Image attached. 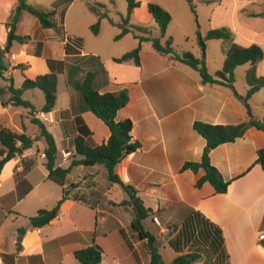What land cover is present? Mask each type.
<instances>
[{"label": "crops", "instance_id": "crops-1", "mask_svg": "<svg viewBox=\"0 0 264 264\" xmlns=\"http://www.w3.org/2000/svg\"><path fill=\"white\" fill-rule=\"evenodd\" d=\"M247 1L246 5L260 2ZM212 3H218L219 6L221 0L205 2L207 5ZM34 26H37L35 22ZM1 28L0 39L6 38L7 29L5 26ZM42 33L39 39L27 35L28 42L19 44V48L14 47L15 43L12 44L6 55L8 71L0 78L5 83L0 87V130L7 128L35 139L31 149L8 161L0 172V263L79 264L73 253L89 247L96 237L97 243L105 248L101 264H149V259L140 255L136 244H133V251L129 252L125 242L118 236V228L127 232L130 217L123 219L110 214L99 216L98 208L92 209L82 203L65 200L58 217L49 225L40 229L30 226V218L56 205L62 198L63 189L59 186L55 188L56 185L47 179L43 154L45 143L37 138V126L29 133L32 124L28 110L10 104L3 107L1 99L5 102L10 99V96L4 97L5 93H9V78L17 89L28 79L26 76L35 65H39L36 76L49 73L47 59L67 63L76 60L77 56L66 54V40L62 42L60 59L48 57L54 46L50 42L51 37H43L45 32ZM233 33L236 43L244 46L251 44L240 42L236 32ZM5 47L6 42L0 43L1 49ZM150 49L149 52L141 50L140 68L131 63L116 64L113 58H101L110 80V84L102 91L125 89L128 93V104L117 112L116 121L128 119L132 122L131 142L138 143L139 148L120 162L116 173L123 183L132 185L139 192L144 206L155 214L153 221H144L145 229L156 237L158 227L163 230L166 224L183 222L192 217V212H198L221 229L224 239L227 258L210 253L212 259L208 264H264V249L258 244L264 215V171L255 164L257 151L264 146V133L250 128L243 138L211 151V165L220 172L224 181L230 182L225 194H215L207 183L196 188L197 180L203 175L201 171L193 173L181 170L185 163L199 162L205 147L204 139L192 128L194 122L235 125L247 122L250 118L262 120L264 113L257 111L250 101L264 89L255 93L246 107L233 97L230 90L203 86L195 72L171 57L158 55L151 46ZM80 55L99 57L96 51L82 52ZM18 72L24 78L18 82L19 87H15L13 75ZM257 75L264 76L263 62L257 67ZM67 89L61 101L57 92L56 105L50 113L37 115L55 139L58 151L56 162L62 168H67L72 160H79L74 157L73 147L77 125L69 107L70 97L74 94L69 87ZM22 97L34 106L37 94L34 90H26ZM37 101L35 109L40 110L44 105V97L37 98ZM81 118L91 132L93 143H106L109 130L105 124L90 112L82 113ZM64 154H67L66 158ZM4 157L0 146V161ZM26 158L34 160L35 165L31 171L22 174L21 161ZM99 183L108 188L104 193L109 202L105 203L106 207L113 208V203L127 199L120 187L107 182L102 166L94 167L87 173L77 166L68 175V185H76L75 190L81 192L86 191L84 186L91 187ZM111 193L119 197L120 201L112 199ZM19 229H24L25 234L20 242L21 248L17 250ZM183 229L184 226H180L167 240L166 246H160L159 249L169 248L176 257L180 254L176 250L179 244L182 253L192 252L189 248L195 243V235L180 236ZM196 264H205V261Z\"/></svg>", "mask_w": 264, "mask_h": 264}, {"label": "trees", "instance_id": "trees-1", "mask_svg": "<svg viewBox=\"0 0 264 264\" xmlns=\"http://www.w3.org/2000/svg\"><path fill=\"white\" fill-rule=\"evenodd\" d=\"M75 0H59L50 10H42L33 7L27 3V0H17L16 5L10 12L5 27L7 29L6 47L0 48V78L8 71L6 55L13 43L26 44L28 36H19L16 34L17 25L20 22L21 15L28 13L34 17L42 29L56 30L58 21L56 14L59 7L73 3ZM127 4V16L123 19L121 31L114 38L116 41L122 39L130 33H142L146 30L142 27H130V17L140 7L139 0H125ZM146 11L150 19L158 26L160 38H148L134 35L137 45L131 51L126 52L112 61L116 64L131 63L136 68L141 67L140 52L142 44L148 42L152 50L160 56L171 57L174 61L195 72L203 86L225 88L232 92L235 99L247 103L248 100L257 92L264 89V76L257 75V67L264 59V52L260 45L251 43L244 46L234 41L233 32L225 27L209 30L199 41L204 45L206 41L222 40L225 42L223 47L224 60L222 69L214 74H210L202 59L194 57L190 52L178 53L174 47L171 38L165 37L166 28L171 21V15L162 7L155 3H146ZM99 23L91 26L93 35H98ZM66 54L77 56L72 63L47 59L49 73L38 75L34 79H25L20 88H14L12 79L8 91L11 94L8 102L1 99V105L5 107L10 104L13 107H21L28 110L31 117V124L38 127V139L45 143L44 159L45 168L48 172L47 179L63 189L62 198L51 210H41L34 217L30 218V226L33 229H40L49 225L58 217L60 207L65 200L82 203L92 209H96L98 196L91 195L92 200L86 195L75 190L76 185H68V175L74 167L81 166L87 173L90 169L102 166L105 170V177L109 184L116 185L126 194L127 199L119 203H113V207L126 210L130 215L131 221L126 228H118L119 238L125 242L127 250L133 251V244L139 248L142 257L149 259V264H196L201 259L197 252L182 253L181 246L178 244L177 255L172 262L165 263L159 251L156 237L144 227V221L154 220V213L146 208L142 202L139 192L130 184L123 183L116 173V168L120 162L129 154L139 148L138 143L131 142L132 122L130 120L116 121V114L123 109L129 101L128 93L125 89L116 92H103L102 90L110 84L108 74L105 70L103 61L95 55H80V53L65 44ZM243 65H248L249 69L245 73V80L248 86L245 96H240L234 89V72ZM22 67V66H17ZM63 78L64 83L69 87L73 94L70 97V113L74 117L77 125V136L73 140L74 157L79 160H72L67 168L58 166L56 162L57 147L55 139L47 130L46 126L37 118L40 113H50L57 101V84L59 77ZM26 90H38L43 94L44 105L40 110L22 95ZM2 91L0 90V98ZM84 112L92 113L101 120L109 130V138L102 145H95L91 139V132L84 124L81 114ZM193 130L205 141V147L199 162H188L182 167V171L189 170L193 173L201 171L203 175L197 180L196 188L203 184H209L215 194H225L230 182L224 181L220 172L211 165L210 153L220 145L234 143L236 140L244 137L246 131L254 128L264 133V119L255 120L250 118L247 122L235 125H210L202 122H194ZM35 139H32L25 133H16L10 129L0 130V146L5 157L0 161V172L3 166L15 156L22 155L25 151L32 148ZM256 165H259L264 171V146L257 151ZM22 174L31 171L35 165L32 159H23L21 161ZM85 176H88L84 173ZM95 198V199H94ZM94 199V200H93ZM194 216V218H193ZM180 226H184L181 235H195V243L204 246L211 254L227 255L224 250V239L222 231L216 225L210 223L198 212H192V217L183 222L166 224V231L177 232ZM261 237L258 244L264 249V215L261 223ZM25 234L24 229H19L17 237V250H20V242ZM179 243V241H177ZM102 246L97 243L94 237L92 244L84 249L73 253L74 259L79 264H101ZM175 249V248H174ZM134 253V252H133ZM136 254V253H135Z\"/></svg>", "mask_w": 264, "mask_h": 264}, {"label": "rangeland", "instance_id": "rangeland-1", "mask_svg": "<svg viewBox=\"0 0 264 264\" xmlns=\"http://www.w3.org/2000/svg\"><path fill=\"white\" fill-rule=\"evenodd\" d=\"M58 1L27 0V3L38 9L50 10ZM206 1L139 0L140 7L130 17L129 26L142 27L146 32L130 33L118 41L114 38L120 33L123 19L127 16V4L125 0H75L71 4L63 5L57 10L56 20L58 21V28L56 30L42 29L34 17L28 13H23L17 25L16 34L19 36L30 35L39 39L44 34L42 32H45V36L43 37H51L50 42L54 46L52 54L48 53L47 56L49 57L50 55L54 59H60L62 42L64 40L80 54L82 52L91 53L96 51L102 59L118 58L136 47L137 40L134 35L160 38L158 26L150 19L146 11V3H155L171 15V21L166 28L165 37L162 39V42L167 38H171L173 47L178 53L190 52L194 57L204 60L210 74H214L222 69L224 60L223 47L225 45V42L222 40L206 41L204 45L199 41L211 29L225 27L232 32L235 31L240 42L257 43L262 47L264 52V16L262 14L264 13V0H257L263 2V4L259 2L251 5L250 3L245 4V2H248L247 0H221L219 6L218 3L207 5L205 4ZM13 2L14 4L12 5ZM16 3L17 0H0V28L1 26H5L9 14ZM34 22L37 26H34ZM97 23H99L100 28L98 35L95 36L92 34L90 28ZM5 42L6 38L4 36V38L0 39V43L3 44ZM19 46L17 43L14 44L15 48H19ZM142 49L149 52L151 50L150 44L148 42L143 43ZM68 61H70V58H68ZM262 62L264 66V59ZM248 69V65H243L238 67L234 72V89L240 96H245L248 89L245 80V73ZM38 71L39 65H35L26 77L28 79L35 77ZM23 78L24 76L19 72L13 75L15 87H19L18 82L22 81ZM4 85L5 83L0 81V87ZM67 90L65 83L60 78L57 86L60 101L62 95L68 92ZM34 92L37 94V97H35L33 103L34 107H37V98H42L43 94L38 90H34ZM263 92L250 101V104L261 113H264ZM8 96H11V94H4V97ZM244 104L246 107L247 105L249 106V102ZM35 128L36 126H30L29 133ZM54 187L59 188L57 185ZM83 188H87L83 193L88 199L92 200V194L95 197L98 196V202H96V199L92 203L94 202L93 204L95 205L98 203L96 209L100 210L99 216L110 214L120 216L123 219L130 217V214L126 210L113 206V208L105 206V203H109L104 196V193L108 190L106 185L99 183L91 187L86 185ZM110 197L118 202L120 201L119 197L112 193ZM172 234L173 231H166L165 228L161 230L158 227L155 233L158 246H166L167 240ZM189 250L201 255L199 262L204 260L205 264H208L209 260L212 259L210 252L204 246L197 243H194ZM159 251L166 262H171L175 257V254L169 248L166 250L159 249Z\"/></svg>", "mask_w": 264, "mask_h": 264}, {"label": "built area", "instance_id": "built-area-1", "mask_svg": "<svg viewBox=\"0 0 264 264\" xmlns=\"http://www.w3.org/2000/svg\"><path fill=\"white\" fill-rule=\"evenodd\" d=\"M63 157L66 158L67 157V154H64ZM156 224L159 226L158 222H156Z\"/></svg>", "mask_w": 264, "mask_h": 264}]
</instances>
